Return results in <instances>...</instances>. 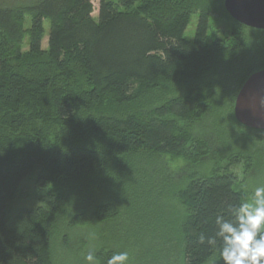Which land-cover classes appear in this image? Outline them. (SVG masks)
<instances>
[{"label": "trees", "instance_id": "16d2710c", "mask_svg": "<svg viewBox=\"0 0 264 264\" xmlns=\"http://www.w3.org/2000/svg\"><path fill=\"white\" fill-rule=\"evenodd\" d=\"M93 1L0 0V264H50L62 219L80 225L124 213L165 240L156 250L177 241L183 264H205L220 247L200 236L214 235L215 216L247 200L232 171L245 158L215 160L182 186L149 169L160 156L194 168L212 157L192 123L219 107L232 112L236 93L264 69V50L214 37L213 14L233 19L224 0H98L96 17ZM113 253L96 255L106 264Z\"/></svg>", "mask_w": 264, "mask_h": 264}, {"label": "rangeland", "instance_id": "374dc122", "mask_svg": "<svg viewBox=\"0 0 264 264\" xmlns=\"http://www.w3.org/2000/svg\"><path fill=\"white\" fill-rule=\"evenodd\" d=\"M10 1L16 2L20 0ZM93 3V15L96 17L98 15L99 1L94 0ZM223 15L224 13H215L211 16L213 31L216 32L214 34L215 38L223 37L225 38L224 41H228V43H233L236 39H239L238 42H242L244 46H251L253 42H257L255 50H264V32H256L253 28L238 24L235 20H230ZM197 22L198 10L191 16V22L187 29L189 36L194 35ZM49 27V22L46 21V35L43 40L44 48L48 45ZM225 56L226 60H228V55L225 54ZM252 58V62L257 61L255 55L251 56ZM219 108L218 112L216 111L215 113L214 110L208 112L199 122L195 121L192 123L194 124L193 134L209 143L212 157H206L198 167L194 168L182 156H176L175 158H171L169 155L160 156L158 159H154L156 164L152 163L154 160H151L152 164L149 171L153 173L161 171V174L168 180L167 183H180L182 186L189 182L190 176L193 175L188 176L190 172L202 170L206 173L212 169L215 160L225 163L224 157L240 153L245 158L244 162L235 164L232 167V171L237 174L238 186L243 187L246 191L247 200H251L254 188L264 185V131L251 130L244 128L241 124L238 125V121L236 122L234 118V106L232 112H226L225 109ZM34 119H37V117L34 116ZM58 186L55 184L52 185V188L57 191ZM173 204L176 205V210H178L177 215L179 217L182 216L177 201L174 200ZM85 212L90 214L92 210L91 208L86 209ZM166 212L169 218L174 217L170 209H166ZM69 215V213H66L65 217ZM128 217L124 213L112 221L95 222L91 220L80 225H71V223L62 219V225L59 226L55 233L52 232L50 235V246L46 252L50 264H88L85 260V255L88 252L91 251L97 254L107 249L116 250V252L127 251L129 254L128 264H154V257L158 259V263L155 261L157 264H183L180 242L166 243L165 245L170 246V248L165 247L166 251L161 253L162 248L157 247L156 250L153 245L156 242L161 245L165 240L162 237H160V240H154L153 236L147 233L145 229L141 230V225H131V220ZM175 230L177 231V228ZM134 231H137L138 234L134 235ZM96 264H100L98 257ZM205 264H223V262L221 257L218 256Z\"/></svg>", "mask_w": 264, "mask_h": 264}, {"label": "clouds", "instance_id": "9594fccd", "mask_svg": "<svg viewBox=\"0 0 264 264\" xmlns=\"http://www.w3.org/2000/svg\"><path fill=\"white\" fill-rule=\"evenodd\" d=\"M215 234L200 236V243L220 247L223 264H264V185L256 186L251 200L230 204L215 216ZM88 264H96V254L85 255ZM127 251L116 252L106 264H128Z\"/></svg>", "mask_w": 264, "mask_h": 264}, {"label": "water", "instance_id": "95a60500", "mask_svg": "<svg viewBox=\"0 0 264 264\" xmlns=\"http://www.w3.org/2000/svg\"><path fill=\"white\" fill-rule=\"evenodd\" d=\"M224 7L239 23L264 30V0H225ZM234 116L248 128L264 130V69L253 73L239 90Z\"/></svg>", "mask_w": 264, "mask_h": 264}]
</instances>
